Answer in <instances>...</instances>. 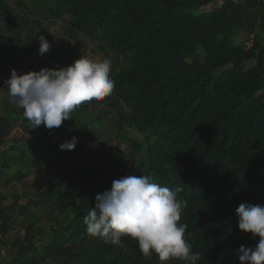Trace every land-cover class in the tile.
<instances>
[{"label": "trees", "instance_id": "16d2710c", "mask_svg": "<svg viewBox=\"0 0 264 264\" xmlns=\"http://www.w3.org/2000/svg\"><path fill=\"white\" fill-rule=\"evenodd\" d=\"M31 1L48 18H70L66 35L72 42L85 36L95 54L123 57L122 69L110 72L111 94L78 106L58 129L41 125L50 132L34 147L8 139L12 121L0 114V180L14 167L17 181L31 174L30 166L38 174L43 166L62 167L57 179L40 173L44 189L22 205L49 210L52 238L45 257L58 264H185L145 256L130 237L122 240L124 250L86 231L84 218L97 194L111 190L113 180L146 175L181 189L178 198L187 199L180 222L201 254L197 264H241L240 246L255 248L259 237L239 229L236 209L241 203L264 206V43L255 25L236 11L235 0L211 11L200 10L212 0ZM11 13L9 0H0V16ZM14 20L11 27H28ZM239 30L248 35L245 45L233 44ZM101 107L145 136L142 174L84 158L92 137L86 118ZM72 137L75 149L61 150ZM6 212L0 207L1 229L11 220ZM32 229L26 227V239Z\"/></svg>", "mask_w": 264, "mask_h": 264}, {"label": "rangeland", "instance_id": "374dc122", "mask_svg": "<svg viewBox=\"0 0 264 264\" xmlns=\"http://www.w3.org/2000/svg\"><path fill=\"white\" fill-rule=\"evenodd\" d=\"M226 0H212L200 11H211L222 5ZM12 6L10 15L0 16V114H8L12 121V129L8 139H17L20 145L32 146L44 139L50 132L47 129L34 125L22 115L19 109L8 96L5 81L10 78L15 69L23 75L32 71L48 68H59L72 65L77 59L86 57L103 61L111 60V70L122 69L123 57L110 53L107 57L93 52L92 42L85 36L77 42H72L66 35L70 18H48L43 15L31 0H9ZM236 11L242 12L245 21L256 27V32L264 43V0H235ZM14 18L17 23H27V28L16 29L9 22ZM50 32V33H49ZM44 35L51 44L49 53L39 54L40 44L38 37ZM247 33L237 31L234 45H245ZM253 63H250L252 65ZM110 70V72H111ZM102 119V121H100ZM86 120L92 134L86 145L83 155L89 161L108 163L116 168H130L136 174H142L148 164L147 143L145 136L121 126L115 111L108 108H92ZM26 126V127H25ZM134 141L142 146L136 148ZM4 148L0 147V152ZM17 168L8 170V176L0 180V207L11 214L10 222L5 229L0 227V264H25L35 256L42 258L37 264H58L45 257V247L51 241L52 224L49 223L47 207H32L22 209L33 196L44 189L43 183L38 179L40 173L47 174L52 179L62 176V167L54 166L43 168L37 173L36 167L30 166L26 171L31 174L22 181H17L15 175ZM14 177V178H13ZM70 209L73 203H69ZM25 210V211H23ZM33 225L30 237L26 239V227ZM24 239V241L22 240ZM239 259V254H238Z\"/></svg>", "mask_w": 264, "mask_h": 264}, {"label": "clouds", "instance_id": "9594fccd", "mask_svg": "<svg viewBox=\"0 0 264 264\" xmlns=\"http://www.w3.org/2000/svg\"><path fill=\"white\" fill-rule=\"evenodd\" d=\"M50 33V32H49ZM41 56L51 44L38 37ZM111 60L97 61L80 56L72 65L59 70L44 68L19 74L15 69L4 83L8 96L35 128L58 129L70 119L78 106L101 100L115 87L110 77ZM76 137L60 144L61 150H74ZM181 189H169L149 176L128 175L113 180L111 190L97 194L95 204L84 218L89 235L101 237L106 244L126 250L122 240L137 241L140 252L158 255L161 262L178 259L197 264L200 252H194L185 238L188 225L181 223L187 199L178 198ZM238 227L259 237L255 248L241 245V264H264V206L241 203L236 209Z\"/></svg>", "mask_w": 264, "mask_h": 264}, {"label": "crops", "instance_id": "0c3cea01", "mask_svg": "<svg viewBox=\"0 0 264 264\" xmlns=\"http://www.w3.org/2000/svg\"><path fill=\"white\" fill-rule=\"evenodd\" d=\"M85 148H86V145H85ZM85 154V153H84Z\"/></svg>", "mask_w": 264, "mask_h": 264}]
</instances>
